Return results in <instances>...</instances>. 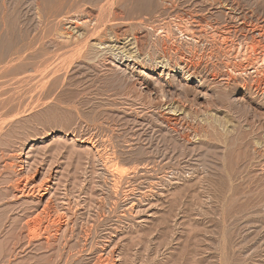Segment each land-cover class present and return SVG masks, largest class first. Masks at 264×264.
I'll return each instance as SVG.
<instances>
[{
  "label": "rangeland",
  "instance_id": "1",
  "mask_svg": "<svg viewBox=\"0 0 264 264\" xmlns=\"http://www.w3.org/2000/svg\"><path fill=\"white\" fill-rule=\"evenodd\" d=\"M206 1L0 0V264H264V0Z\"/></svg>",
  "mask_w": 264,
  "mask_h": 264
},
{
  "label": "bare ground",
  "instance_id": "2",
  "mask_svg": "<svg viewBox=\"0 0 264 264\" xmlns=\"http://www.w3.org/2000/svg\"><path fill=\"white\" fill-rule=\"evenodd\" d=\"M60 1V0H59ZM231 1V0H230ZM206 2H208V1H206L205 0V2L204 3H206ZM210 2V7H211V1H209ZM228 2H229V0H228ZM202 2L200 1V4H201ZM230 3V2H229ZM196 4H199V2L198 3H196ZM199 4V5H200ZM213 4V3H212ZM234 4V3H233ZM199 5H196V6H199ZM203 5V4H202ZM201 5V6H202ZM214 5V4H213ZM216 5V4H215ZM227 5H229V4H227ZM235 5V4H234ZM218 6V5H217ZM217 6H215V7H217ZM231 6V5H230ZM200 7V6H199ZM203 8V7H202ZM218 8H219V6H218ZM231 8V7H230ZM198 9V8H197ZM212 9H214L213 7H212ZM216 9V8H215ZM226 9V8H225ZM228 9V8H227ZM217 10V9H216ZM233 10V9H232ZM213 11V10H212ZM211 11V12H212ZM218 12V11H217ZM230 12V11H229ZM199 13V12H198ZM214 13V12H213ZM234 13V12H233ZM212 14V13H211ZM198 15H200V14H198ZM197 14H195V16L196 17H199ZM217 15V14H216ZM226 15H228V14H226ZM194 16V17H195ZM212 16V15H211ZM230 15H228V17H229ZM195 17V18H196ZM227 17V16H226ZM227 17V18H228ZM241 17V16H240ZM239 17V18H240ZM226 18V19H227ZM236 18H238V17H236ZM238 18V19H239ZM245 18V17H244ZM233 19V18H232ZM237 19V20H238ZM234 20V19H233ZM240 20V19H239ZM244 22V20L242 19L241 20V22ZM198 22V21H197ZM196 22V23H197ZM237 22V21H236ZM232 24H234L233 22H231ZM238 23V22H237ZM195 24V23H194ZM227 24V23H226ZM225 24V25H226ZM198 25V24H197ZM208 25V24H207ZM224 25V26H225ZM241 25V24H240ZM77 26V25H76ZM230 26H231V24H230ZM233 26V25H232ZM242 26V25H241ZM78 27V26H77ZM237 27V26H236ZM254 27V26H253ZM79 28V27H78ZM201 28V27H200ZM221 28V27H220ZM240 28V27H239ZM245 28V27H244ZM251 28V27H250ZM197 29H198V27H197ZM228 29V28H227ZM253 29V28H252ZM71 30V29H70ZM102 30V29H101ZM218 30V29H217ZM234 30V29H233ZM238 30H241V29H238ZM251 30V29H250ZM242 31V30H241ZM252 31H254V29L252 30ZM251 31V32H252ZM199 32V31H198ZM231 32V31H230ZM247 32H249V31H247ZM222 33V32H221ZM225 34L227 33V32H224ZM237 33V32H236ZM262 33H264V32H262ZM224 34V35H225ZM250 34V33H249ZM238 35V34H237ZM242 35V34H241ZM254 35V34H253ZM252 35V36H253ZM260 35V34H259ZM262 35V34H261ZM260 35V36H261ZM207 36V35H206ZM229 36H231V35H229ZM236 36V35H235ZM90 37H93V36H90ZM234 37V36H233ZM232 37V38H233ZM244 37V36H243ZM247 37V36H246ZM245 37V38H246ZM218 38V37H217ZM231 38V37H230ZM253 38V37H252ZM258 39L259 38H257L256 40L258 41ZM261 39V38H260ZM259 39V40H260ZM224 40V39H223ZM234 40V39H233ZM254 40V39H253ZM90 41V40H89ZM129 41H132V39L131 40H128V42ZM232 41V40H231ZM242 41V40H241ZM86 42V41H85ZM112 42L114 43V46L113 47H111L112 49L113 48H116L117 47V45H118V41L117 40H115V38L113 37L112 38ZM259 42V41H258ZM261 42V41H260ZM82 43H84V42H82ZM252 43H253V41H252ZM251 43V44H252ZM99 44V43H98ZM100 44L103 46V44L104 43H102V42H100ZM131 44V43H130ZM239 44V43H238ZM254 44V43H253ZM260 44V43H259ZM112 45V44H111ZM127 45V44H126ZM225 45V44H224ZM256 45V44H255ZM257 45H258V43H257ZM81 46V45H80ZM128 46V45H127ZM240 46V45H239ZM242 46V45H241ZM100 47V46H99ZM108 47V46H107ZM106 47V48H107ZM129 47V46H128ZM228 47V46H227ZM226 47V48H227ZM77 48V47H76ZM105 48V47H104ZM252 49L254 48V47H251ZM118 49H120V47H118L117 48V50ZM122 49V48H121ZM132 49V48H131ZM256 49V48H255ZM260 49V48H259ZM233 50V49H232ZM257 50V49H256ZM255 50V51H256ZM80 51V50H79ZM114 51V50H113ZM254 51V50H253ZM82 52V51H81ZM122 52V51H121ZM128 52V51H127ZM250 52V51H249ZM133 53V52H132ZM254 53V52H253ZM129 54V53H128ZM263 54V53H262ZM238 55H240V56H242L241 54H238ZM237 55V56H238ZM245 57H246V55H244ZM253 56V55H252ZM25 57V56H24ZM49 57V56H48ZM130 57V56H129ZM132 57H133V55H132ZM263 57H264V55H263ZM231 58V57H230ZM258 58V57H257ZM262 58V57H261ZM163 59V58H162ZM239 59V58H238ZM242 59V58H241ZM245 59V58H244ZM187 61V60H186ZM244 61V60H243ZM264 61V58H262V62ZM164 61H162V63H163ZM242 62V61H241ZM257 62H258V60H257ZM189 63V62H188ZM187 63V64H188ZM230 63V62H229ZM191 64H193V63H191ZM194 66V65H193ZM196 67H197V65H195ZM194 66V67H195ZM242 66V65H241ZM46 67V66H45ZM200 68V67H199ZM231 68H233V67H231ZM230 68V69H231ZM240 68V67H239ZM243 68V67H242ZM198 69V68H197ZM3 70V69H2ZM1 70V71H2ZM31 70V69H30ZM252 70V69H251ZM40 71V70H39ZM188 71V70H187ZM194 71H196V70H194ZM232 71H236V69L234 70H232ZM239 71V70H238ZM38 72V71H37ZM45 72V70L43 71V73ZM56 72V71H55ZM1 73V72H0ZM228 73V72H227ZM230 73H231V71H230ZM233 73V72H232ZM235 73V72H234ZM241 74V73H240ZM255 74H256V72H255ZM234 75V74H233ZM1 76V75H0ZM216 76V75H215ZM231 76V75H230ZM213 77V76H212ZM229 77V76H228ZM232 77V76H231ZM18 78V77H17ZM11 79V78H10ZM15 79V78H14ZM19 79V78H18ZM217 79V78H216ZM234 79V78H233ZM9 80V79H8ZM20 80V79H19ZM215 80V79H214ZM227 80V79H226ZM0 81H1V79H0ZM16 81V80H15ZM228 81V80H227ZM230 81V80H229ZM2 82V81H1ZM4 82V81H3ZM7 82V81H6ZM13 82V81H12ZM37 82V81H36ZM11 83V82H10ZM8 85H10V84H8ZM21 85H22V82H21ZM26 85V84H25ZM7 86V85H6ZM30 86V85H29ZM5 87V86H4ZM22 87V86H21ZM7 88H10V86L9 87H7ZM6 89V88H5ZM13 91H14V89H13ZM11 94V93H10ZM25 104V103H24ZM19 114V113H18ZM113 162V161H112ZM109 167V166H108ZM111 168H113V171H111V172H113L114 173V175L115 176H117V177H121V176H123L122 175V170L119 168V165H117L116 163L115 164H113V165H111L110 166ZM125 174H126V172H124ZM29 176V175H28ZM114 177V176H113ZM122 178V177H121ZM43 181V183L41 182V183H38L37 185H34V182H32V180L30 179V176L29 177H24L23 179H21V182H20V184H18L19 185V187L21 188V190H22V193L24 192V191H26V189H28V194H31V196L32 195H34V194H38V195H43L42 193H45V191H47L48 190V186H47V184L48 183H45L46 181L45 180H42ZM45 181V182H44ZM17 185V186H18ZM34 185V186H33ZM29 186H31V188L29 189ZM136 204V203H135ZM50 206V205H49ZM48 209H49V207H48V205L46 206L45 205V207H44V209L42 210V213L45 215V217H46V220L45 219H42V217H41V215L42 214H40V215H37L33 220H31L30 222H29V224H28V227H30V229H31V231L32 232H35V231H38V230H40V228H41V226H42V224H44V223H46V221H47V217L49 216L48 215ZM50 214V213H49ZM44 215H42L43 217H44ZM48 215V216H47ZM52 215V214H51ZM50 215V216H51ZM58 215V214H57ZM55 217V216H54ZM32 218V217H31ZM62 218V217H61ZM29 219V218H28ZM53 219V218H52ZM57 219V218H56ZM51 220V218L50 217H48V221L49 222H51L50 221ZM54 220V219H53ZM49 222H47V224H49ZM57 222V221H56ZM59 222V221H58ZM63 222V221H62ZM52 223H53V221H52ZM60 223H61V221H60ZM55 224V223H54ZM58 224V223H57ZM50 226H51V224H50ZM53 226V225H52ZM55 226V225H54ZM47 227V226H46ZM39 232V231H38ZM41 233V232H40ZM46 233V232H45ZM35 236H36V234H34ZM33 235V236H34ZM50 237V236H49ZM101 259V258H100ZM106 263V262H105ZM103 264V263H102Z\"/></svg>",
  "mask_w": 264,
  "mask_h": 264
}]
</instances>
